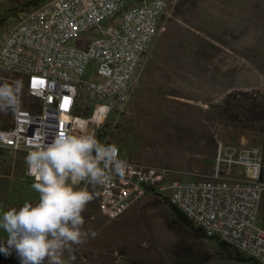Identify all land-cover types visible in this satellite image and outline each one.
Masks as SVG:
<instances>
[{
  "label": "rangeland",
  "instance_id": "rangeland-1",
  "mask_svg": "<svg viewBox=\"0 0 264 264\" xmlns=\"http://www.w3.org/2000/svg\"><path fill=\"white\" fill-rule=\"evenodd\" d=\"M35 0H0V41ZM50 1L44 0L43 2ZM165 12L146 54L138 83L122 110L111 111L95 134L103 144L116 145L120 158L172 170L171 178L212 170L219 145L226 149L263 148L264 120L240 122L226 116L240 111V97L264 95V0H162ZM41 2V3H43ZM130 3V1H126ZM118 19L102 26L117 27ZM90 64L84 80L93 79ZM22 80L21 106L28 109L24 77L0 70V83ZM224 113V114H223ZM13 111H0V130L11 125ZM16 169V167H15ZM262 170H264V160ZM34 181L24 175L0 181V208H19L38 202ZM87 186L94 199L82 213L85 242L63 249L65 264H251L233 258L240 254L218 240L196 236L179 226L167 204L147 196L116 220L97 211L98 187ZM264 224V195L260 206ZM258 225H260L258 223ZM0 245L7 234L0 229ZM0 264H20L16 253L0 252ZM47 264V261H45Z\"/></svg>",
  "mask_w": 264,
  "mask_h": 264
},
{
  "label": "built area",
  "instance_id": "built-area-1",
  "mask_svg": "<svg viewBox=\"0 0 264 264\" xmlns=\"http://www.w3.org/2000/svg\"><path fill=\"white\" fill-rule=\"evenodd\" d=\"M164 12L162 0H50L22 12L0 41V70L23 76L33 103L0 130V150L26 157L61 132L95 135L127 105ZM118 15L117 27L101 25ZM90 64L95 75L84 80ZM127 163L122 178L97 185L102 218L116 220L147 196L166 199L205 236L264 264L260 147L219 145L212 170L189 181L171 178L165 166ZM25 173L34 181L26 162Z\"/></svg>",
  "mask_w": 264,
  "mask_h": 264
},
{
  "label": "clouds",
  "instance_id": "clouds-1",
  "mask_svg": "<svg viewBox=\"0 0 264 264\" xmlns=\"http://www.w3.org/2000/svg\"><path fill=\"white\" fill-rule=\"evenodd\" d=\"M22 80L0 83V111L19 109ZM116 145L101 143L93 134L59 133L51 142L42 143L25 157L31 187L38 202L21 207L0 208V229L7 234V247L0 252L15 251L20 264H65L59 257L63 249L95 238V231L85 232L82 213L94 199L84 185L104 184L112 176L123 177L128 163L118 155Z\"/></svg>",
  "mask_w": 264,
  "mask_h": 264
},
{
  "label": "trees",
  "instance_id": "trees-1",
  "mask_svg": "<svg viewBox=\"0 0 264 264\" xmlns=\"http://www.w3.org/2000/svg\"><path fill=\"white\" fill-rule=\"evenodd\" d=\"M44 0H35L32 4H34V6H38L39 4H41V2H43ZM242 98V102L243 105L239 107L240 111H236L234 108L230 107V103H228L227 105L229 106L226 110H225V115L226 116H230L232 115V118L238 119L239 117L243 118L241 119L240 122H248L250 121H262L264 120V95H261L260 93H257L256 95H254L253 97L249 96L247 93H241L238 94L237 96L229 94L227 95V97L224 100L225 102H228L230 99H237L238 97ZM31 105V104H30ZM30 105L28 106V109L30 108ZM224 114V113H223ZM8 128V127H6ZM264 141V140H263ZM262 150V154H263V160H264V143H263V148H261ZM262 178L264 180V170H262ZM164 201L171 214L173 215V217L175 218V221L177 222V224L179 226H181L182 228H184L185 230L192 232L193 234H195L196 236H201L203 238L209 239V240H217L214 239L213 237H207L204 234H202L199 230H197L196 228H194L185 218L184 216L178 212L175 208H173L166 199L162 200ZM218 245L220 246V248L222 250L226 251V248L228 247L227 245H225L222 242L218 241ZM227 252V251H226ZM227 258L228 259H232V256L229 252H227ZM233 260L240 262V263H251V264H257L256 262L250 260L249 258L246 257H242L240 254L236 255Z\"/></svg>",
  "mask_w": 264,
  "mask_h": 264
},
{
  "label": "crops",
  "instance_id": "crops-1",
  "mask_svg": "<svg viewBox=\"0 0 264 264\" xmlns=\"http://www.w3.org/2000/svg\"><path fill=\"white\" fill-rule=\"evenodd\" d=\"M14 175H24L27 177L25 173V155L23 153L0 150V181L5 180L6 176L11 177ZM11 252L15 253L14 250ZM64 254V250H61L59 257Z\"/></svg>",
  "mask_w": 264,
  "mask_h": 264
},
{
  "label": "snow or ice",
  "instance_id": "snow-or-ice-1",
  "mask_svg": "<svg viewBox=\"0 0 264 264\" xmlns=\"http://www.w3.org/2000/svg\"><path fill=\"white\" fill-rule=\"evenodd\" d=\"M61 133H63V132H61Z\"/></svg>",
  "mask_w": 264,
  "mask_h": 264
}]
</instances>
